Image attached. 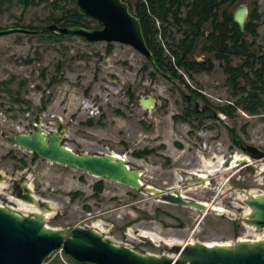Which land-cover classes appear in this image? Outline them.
<instances>
[{"label":"rangeland","instance_id":"obj_1","mask_svg":"<svg viewBox=\"0 0 264 264\" xmlns=\"http://www.w3.org/2000/svg\"><path fill=\"white\" fill-rule=\"evenodd\" d=\"M244 2L248 18L258 6L256 42L264 51V0H238L232 10ZM62 9L47 0H37L26 10L20 0H0V27L45 24L53 11ZM194 55L208 54L197 47ZM146 64L142 53L118 41L91 42L81 35L54 40L40 32L0 34V173L29 181L35 193L50 200L54 210L48 212L47 224L52 227L95 225L119 243L158 254L167 249L165 239L233 243L247 229L255 230L244 221L250 211L244 198L264 192V158L252 159L259 170L246 163L223 164L231 154L249 156L232 135L264 148V112L237 108L229 116L216 109L218 115L206 116L202 123L176 119L174 115L187 105L182 91L189 93L191 87L204 94L199 106L234 100L224 66L215 60L210 70L179 69L187 86L162 74L152 77V67L146 69ZM11 78L9 85L1 82ZM130 89L136 102L129 98ZM148 93L157 98L150 109L140 102ZM38 119L47 128L61 123L73 149L125 154L132 166L144 168L146 184L163 190L181 188L188 197L218 205L221 211L204 213L73 165L34 158L32 151L6 138L9 132L30 130ZM100 179L104 187L97 192L94 183ZM0 183L4 184L0 203L17 207L12 180ZM77 190L81 193L73 196ZM67 262L77 263L58 251L43 264Z\"/></svg>","mask_w":264,"mask_h":264},{"label":"water","instance_id":"obj_2","mask_svg":"<svg viewBox=\"0 0 264 264\" xmlns=\"http://www.w3.org/2000/svg\"><path fill=\"white\" fill-rule=\"evenodd\" d=\"M76 3L83 12L98 19L102 26L63 25L54 21L36 28L23 25L0 27V34L51 30L58 34L81 35L91 42L103 40L126 43L150 60L159 74L168 80H175L173 74L165 71L156 60L147 43L142 20L131 10L128 0H76ZM247 15L246 2L233 13L234 20L241 28L245 27ZM186 94L193 95L192 92ZM156 100L154 95L148 93L140 102L150 109ZM192 103L197 106L199 101L197 99ZM212 111L213 115H218L215 109H208L207 113ZM6 138L36 152L42 159L73 165L146 193L157 194L160 200L194 207L204 213L209 210L221 211L218 205L188 197L181 188L163 190L146 184L142 179L144 168L132 166L125 154L115 151H77L67 144L62 131L47 128L42 122L28 131L9 132ZM235 140L249 154L248 158L242 157L238 163H246L259 170L260 167L253 164L252 159L264 158V148L236 137ZM234 157L235 154L228 156L223 166L231 165ZM7 179L12 180L14 194L34 204L38 210L24 212L12 205L0 203V264H43L60 247L78 261H93L97 264H264V238L236 240L233 243L200 240L166 242V251L158 254L142 252L119 243L93 225L52 227L47 224V213L54 210L50 200L35 193L29 181L0 173V182ZM244 203L250 208L244 221L256 227H264V192L247 194Z\"/></svg>","mask_w":264,"mask_h":264},{"label":"trees","instance_id":"obj_3","mask_svg":"<svg viewBox=\"0 0 264 264\" xmlns=\"http://www.w3.org/2000/svg\"><path fill=\"white\" fill-rule=\"evenodd\" d=\"M1 1L11 3L13 0ZM20 1L24 3L25 10L37 2V0ZM47 1L54 4L55 9H63L59 13L53 11L45 24L55 21L63 25L102 26L98 19L83 12L78 7L76 0H64L62 4V0ZM128 1L131 10L138 14L142 20L147 43L155 54L156 60L165 71L173 74L174 83L179 80L190 86L179 69L187 72L210 70L214 67V61L219 60L224 66L227 83L231 88L234 100L215 108L229 116H234L237 108H242L253 114L264 112V51L261 49L262 44L256 42L258 35L256 19L259 18L257 5L250 13L245 29H242L233 19L232 6L238 0ZM71 3L72 6H67ZM92 21H95L96 24H93ZM16 25L36 28L44 24L17 23ZM40 33L46 34V38L54 40L66 37V34H58L51 30H43ZM197 47H200L208 55L202 58L195 56L194 52ZM167 48L169 52H167ZM237 58L240 60L235 62ZM149 67H152L151 76L156 77L159 73L147 59L146 69ZM11 81L12 78L1 80L7 84ZM6 88L7 90L11 89L8 86ZM190 89L194 98L204 97L200 90L193 87ZM182 94L187 105L183 112L175 114L174 117L176 119H196L202 123L205 116L188 100L186 92L182 91ZM134 97V93L131 92V98ZM91 122L92 120H89V123ZM135 154L140 156L143 155V152L135 151ZM33 155L34 158H40L36 152H33ZM103 187V179L94 183L97 192L101 191ZM79 193L81 192L78 190L71 192L73 196ZM75 261L78 264L86 263L76 259Z\"/></svg>","mask_w":264,"mask_h":264},{"label":"flooded vegetation","instance_id":"obj_4","mask_svg":"<svg viewBox=\"0 0 264 264\" xmlns=\"http://www.w3.org/2000/svg\"><path fill=\"white\" fill-rule=\"evenodd\" d=\"M247 3V2H246ZM247 8H248V13H249V6H248V3H247ZM233 11V10H232ZM233 13H234V11H233ZM247 18H248V15H247ZM249 18H250V14H249ZM249 18L248 19H246V23H247V21L249 20ZM233 19H234V17H233ZM238 23V22H237ZM246 23H245V25H246ZM239 24V23H238ZM242 29H245V27L244 28H242ZM263 39H264V35H263ZM204 57V56H203ZM198 58H202V57H198ZM131 92H133L134 93V98H131ZM129 98L131 99V101H134V102H136V99H137V97H136V94H135V92L133 91V90H129ZM188 100L189 101H195V100H199L200 98H194L193 97V95L192 94H189L188 95ZM208 104H205L204 106H199V104L197 105V106H195L197 109H199L200 110V112H201V114H203V116H212L213 114V111L211 112V113H207V110L208 109H215L216 110V106H207ZM186 106H184V108H185ZM184 110V109H183ZM204 117V118H205ZM203 118V119H204ZM39 120V119H38ZM89 120H91V119H89ZM89 120H88V122H89ZM40 121V120H39ZM41 122V121H40ZM40 122H36L34 125H33V127H35L37 124H39ZM50 129H57V130H60V131H62L64 134H65V129H64V126L61 124V123H59V124H57L56 125V127H52V128H50ZM65 139V138H64ZM232 139H235L234 137H233V135H232ZM138 156V155H137ZM140 156H143V155H140ZM204 170H208L207 168H204ZM210 171H212L211 169H210Z\"/></svg>","mask_w":264,"mask_h":264},{"label":"built area","instance_id":"obj_5","mask_svg":"<svg viewBox=\"0 0 264 264\" xmlns=\"http://www.w3.org/2000/svg\"><path fill=\"white\" fill-rule=\"evenodd\" d=\"M3 204V203H1ZM248 226H253L255 228V230H251L250 228L246 230V232H244L243 234H240L236 240H245V239H250V240H257V239H261V238H264V227H256L254 225H250V224H247ZM256 229L258 230H263L262 232H258L256 231ZM235 242V241H233ZM60 251L61 253L65 250L63 247H60L58 248L57 250H55L54 252H58ZM53 253V252H52ZM51 253V254H52ZM69 264H78V263H71V262H67ZM85 264H97L96 262H93V261H87Z\"/></svg>","mask_w":264,"mask_h":264},{"label":"bare ground","instance_id":"obj_6","mask_svg":"<svg viewBox=\"0 0 264 264\" xmlns=\"http://www.w3.org/2000/svg\"><path fill=\"white\" fill-rule=\"evenodd\" d=\"M242 157H246V158H248V156H242V155H240V154H238V153H236L235 154V157H234V159L231 161V165H236L239 161H240V159L242 158ZM222 158V157H221ZM223 159V158H222ZM218 164V163H217ZM212 166V165H211ZM220 166V165H219ZM221 170V169H220ZM198 171V170H197ZM218 171V170H217ZM216 171V172H217ZM215 173V172H214ZM4 184H2V183H0V189H2L1 187L3 186ZM3 190V189H2ZM15 199V198H14ZM16 201V200H15ZM17 201L19 202V204H18V208L19 209H21V211L23 210L24 212H28V211H32V210H38L34 205H32V204H30V203H28L27 201H25V200H23V199H19V197L17 198ZM220 207V206H219ZM223 211H225V210H223ZM47 215H48V213H47ZM95 226V225H94ZM96 227V226H95ZM147 233V232H146ZM145 233V234H146ZM152 234V233H151ZM157 240H159V239H157ZM165 242H169V243H173V242H175V240H173V239H165Z\"/></svg>","mask_w":264,"mask_h":264}]
</instances>
